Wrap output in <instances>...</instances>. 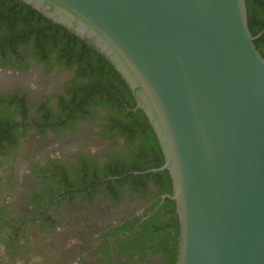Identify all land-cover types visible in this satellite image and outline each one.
Wrapping results in <instances>:
<instances>
[{
	"label": "water",
	"instance_id": "water-1",
	"mask_svg": "<svg viewBox=\"0 0 264 264\" xmlns=\"http://www.w3.org/2000/svg\"><path fill=\"white\" fill-rule=\"evenodd\" d=\"M114 61L154 128L175 264H264V57L246 0H22Z\"/></svg>",
	"mask_w": 264,
	"mask_h": 264
},
{
	"label": "flooded vegetation",
	"instance_id": "flooded-vegetation-1",
	"mask_svg": "<svg viewBox=\"0 0 264 264\" xmlns=\"http://www.w3.org/2000/svg\"><path fill=\"white\" fill-rule=\"evenodd\" d=\"M32 51L26 46L0 49V110L21 121L19 132L25 134L15 149L9 146L0 153V264H118L119 260L133 264L132 253H123L118 242L152 216L168 193L156 199L149 195L132 199L129 187L124 186L120 196L113 198L104 181H98L94 190H85L72 171H67V178L56 171L59 161L69 168L83 156L104 163V153L123 151L125 140L112 146L98 136L111 118L102 103L86 106L95 112L89 114L97 116L93 120H86L87 114L82 113L83 119L77 121L74 112L62 122L58 109L62 99L71 96L67 83L75 72L57 65L54 54L50 58L53 68L47 71L46 62ZM19 100L24 102L26 119L16 110ZM158 187L156 182L148 183L151 192ZM158 200L153 211L147 210ZM99 250L105 259H99ZM145 253L138 264H164L163 253Z\"/></svg>",
	"mask_w": 264,
	"mask_h": 264
},
{
	"label": "trees",
	"instance_id": "trees-1",
	"mask_svg": "<svg viewBox=\"0 0 264 264\" xmlns=\"http://www.w3.org/2000/svg\"><path fill=\"white\" fill-rule=\"evenodd\" d=\"M246 6L249 28L256 36L264 30V0H246ZM255 45L264 57V33L255 40ZM20 46L33 49L34 57L46 62L47 71L53 68L54 63L50 58L54 54L57 65L75 72L74 79L67 83L71 96L68 99L63 98L58 109L62 122L74 112L77 121L83 119L82 113L87 114L86 120H93L97 116L90 117L89 114L95 112L86 106L91 102L102 103L111 118L108 128H103L98 132V136L110 141L112 146L116 145L119 139L125 140L123 151L104 153V163L91 156H83L82 161L76 160L69 168L66 163L59 161L55 166L56 171L61 170L66 178L67 171H72L78 186L85 190H94L98 181H104L113 198L120 196L119 190L124 186L129 187L132 199L136 195L140 198L149 195L156 199L163 193H173V182L168 170L150 171L162 167L165 163L156 132L145 112L136 109L137 102L129 83L101 47L94 45L86 36L78 35L71 29L54 23L22 0H0V49L8 47L14 51ZM17 102L18 114L26 119L24 102ZM20 126L22 122H18L16 117L0 110L1 154L7 152L9 146L15 149L20 136H25L19 132ZM109 131H114L115 134L107 135ZM151 181L159 185L156 192L148 190V183ZM39 196L41 197V194ZM36 198V194L32 196L33 200ZM40 202L39 200L37 203ZM158 204L159 200L149 204L147 210L153 211ZM161 212L164 214L160 215ZM124 228L128 230L127 227ZM178 235L179 218L176 204L167 197L152 216L119 240L118 247L123 253H132L129 256L133 264L142 261L146 251L163 253L164 264H175ZM110 250V246H107V252ZM99 252V259H105L104 251ZM135 254L140 256L135 258ZM108 258H112L111 253ZM120 261L122 260H119L118 264H124Z\"/></svg>",
	"mask_w": 264,
	"mask_h": 264
},
{
	"label": "rangeland",
	"instance_id": "rangeland-1",
	"mask_svg": "<svg viewBox=\"0 0 264 264\" xmlns=\"http://www.w3.org/2000/svg\"><path fill=\"white\" fill-rule=\"evenodd\" d=\"M90 143H91V144H94L95 142H94V141H91ZM70 264H72V263H70ZM73 264H76V263H73Z\"/></svg>",
	"mask_w": 264,
	"mask_h": 264
},
{
	"label": "bare ground",
	"instance_id": "bare-ground-1",
	"mask_svg": "<svg viewBox=\"0 0 264 264\" xmlns=\"http://www.w3.org/2000/svg\"><path fill=\"white\" fill-rule=\"evenodd\" d=\"M1 83V82H0Z\"/></svg>",
	"mask_w": 264,
	"mask_h": 264
}]
</instances>
